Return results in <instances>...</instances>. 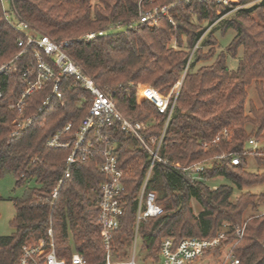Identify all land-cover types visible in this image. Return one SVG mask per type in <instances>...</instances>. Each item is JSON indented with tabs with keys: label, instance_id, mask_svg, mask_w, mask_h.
<instances>
[{
	"label": "trees",
	"instance_id": "1",
	"mask_svg": "<svg viewBox=\"0 0 264 264\" xmlns=\"http://www.w3.org/2000/svg\"><path fill=\"white\" fill-rule=\"evenodd\" d=\"M171 2H176L171 10L176 25L162 18L154 28L141 24L136 29L83 39L87 33L106 31L115 25L127 28L138 19L140 7L148 9ZM10 7L15 18L27 22L35 32L58 43L66 41V52L111 95L127 119L149 123L144 132L146 138L162 134L166 115L160 114L149 101L140 103V88L149 83L167 93L188 66L164 132L162 160L155 163L148 182V189L156 191L157 203L164 207V213L140 221L139 259L159 261L160 245L166 237L176 243L187 237L211 238L227 222L226 240L213 252L217 255L224 246L231 245L239 264H264V193L244 190L264 184V151L246 149L252 136L264 139V0L249 9L237 10L229 18L221 16L234 4L221 5L218 13L217 0H11ZM229 28L235 30V35L214 62L189 71L190 66L216 54L215 32L224 33ZM19 37L0 0V66L8 64L0 74V177L11 172L17 186L29 179L39 184L23 198L12 199L13 232L0 236V264H14L24 244L47 236L50 223L61 257H70L75 248L90 264H102L105 254L99 195L106 179L100 169L104 144L92 133L89 137L94 144L93 153L73 164L70 175L59 185L74 147L72 136L90 107L91 95L68 75L60 82L61 97H57L51 80L43 89L33 90L24 98L22 119H31V123L13 134L14 122L20 116L16 104L27 88V80L34 81L37 73L34 52L28 49L20 54L23 48L18 45ZM205 46L209 47L207 53L202 51ZM240 48L243 55L238 67L232 70L226 62L227 54L236 56ZM46 60L53 62L51 58ZM26 70L29 73L25 77ZM252 83L260 106L249 100L247 87ZM48 97L49 102L44 105ZM68 123L73 125L72 134L68 135L72 144L65 149L49 147L47 140ZM249 125L253 129H248ZM224 129L230 133L228 138L209 149L203 148V142ZM109 135L124 170L125 186L114 251L127 259L136 235L137 194L146 178L150 156L119 126L110 128ZM224 154L227 156L219 158ZM250 154L257 171L248 169ZM232 156L240 158L238 165L232 163ZM195 163L207 165L202 172L204 180H193L184 171ZM218 177L230 183L215 187L207 183ZM56 189L58 194L53 197ZM235 189L241 192L232 198ZM192 200L200 205L199 213L194 212ZM248 210L252 213L246 216ZM240 229L244 230L242 237L237 234Z\"/></svg>",
	"mask_w": 264,
	"mask_h": 264
},
{
	"label": "built area",
	"instance_id": "2",
	"mask_svg": "<svg viewBox=\"0 0 264 264\" xmlns=\"http://www.w3.org/2000/svg\"><path fill=\"white\" fill-rule=\"evenodd\" d=\"M9 2V8L4 7V2ZM191 0H186L189 2ZM203 1V0H200ZM232 0H217L219 6L228 4ZM11 0H1L3 10L6 17L14 30L20 33L18 38V45L22 47V53L28 49H32L36 58V78L34 81L27 80V88L22 94V98L17 102V107L20 116L15 120L16 134L25 126L31 123L30 120L22 119L24 98L33 90H41L49 81H53V94L61 97L59 84L65 76L74 77L75 81L91 95V103L87 113L81 119L78 129L73 134L74 147L67 158V165L64 171V176L60 180L61 185L63 179L70 175L71 166L78 160H86L89 155L93 153L94 144L89 137L92 133L93 137L99 139L103 143L101 153L104 160L100 165V169L105 173L106 179L102 182L99 195V222L102 228L101 239L105 254V261L102 264H192L205 257L208 252L213 250L226 240V231L221 230L216 236L211 238L187 237L179 242H175L173 238L166 237L162 240L160 245V260L159 261H142L138 257V225L142 219L149 217H156L164 213V207L157 203V193L154 190L148 189V182L152 174L153 167L157 161H161L160 156L161 147L165 129L173 115L178 91L172 96L160 93L151 85L143 86L140 89L141 101H149L155 105L160 114L166 115L164 129L159 136H149L146 138L145 131L149 128V123L145 121H131L127 119L117 108L111 95L103 91L96 81L70 57L64 49L66 41L58 43L49 36L40 34L32 30L30 25L25 21H20L15 18L13 13L9 10ZM176 2H171L165 5H159L152 8L140 7L138 19L133 21L126 29H136L141 24H147L154 28L162 18H167L172 25H176V20L171 10ZM223 16H221L222 18ZM219 20V19H218ZM217 20V21H218ZM216 21V22H217ZM213 23L212 25L216 24ZM122 28V27H120ZM108 34L106 31H92L87 33L83 39L93 40L96 37ZM199 40V43L201 42ZM199 43L195 46L193 52L199 47ZM190 57V61L193 56ZM46 58L53 61L52 64ZM8 64L0 66V74L5 72ZM188 68V66H187ZM186 68V70H187ZM185 70V72H186ZM29 70H26L24 76L26 77ZM28 79V78H26ZM50 97L44 101V105L49 102ZM44 106L40 108L42 110ZM119 126L122 130L132 135L141 146H143L149 153L150 165L146 174V178L137 194V214H136V235L133 241L129 258H119L115 253L114 236L118 229L123 215V198L125 192L124 186V170L120 167L119 160L115 154L114 147L110 143L109 129ZM72 123L58 130L53 136L47 140V145L53 148L65 149L72 144V139L68 137L72 134ZM230 133L228 129L218 132L211 140L203 142L204 149H209L212 145H218L223 138H228ZM248 145L251 150H257L256 141L254 138L248 140ZM227 154L219 156V158L226 157ZM232 163L238 165L240 158L232 156ZM178 166V164H177ZM205 163H195L189 167H185L184 171L188 172L189 177L193 180H204L202 172L206 168ZM264 172V165L261 167ZM59 188V187H58ZM58 189H56L52 196L56 197ZM239 237L243 236V230H238ZM226 263L239 264V259L235 254L229 250L226 255ZM14 264H90L84 256L76 252L72 248L70 257H61L55 247L53 240V230L50 226L47 230V236L41 238L39 241L32 244H24L21 249V254Z\"/></svg>",
	"mask_w": 264,
	"mask_h": 264
},
{
	"label": "rangeland",
	"instance_id": "3",
	"mask_svg": "<svg viewBox=\"0 0 264 264\" xmlns=\"http://www.w3.org/2000/svg\"><path fill=\"white\" fill-rule=\"evenodd\" d=\"M261 1L262 0H245L244 2H241V0H232L229 3H233L234 8L222 16L227 17V18L232 17L237 10H239L241 8L249 9V8L259 4ZM228 4H224V5H228ZM4 7L9 8V2L5 1ZM220 8L221 7L219 6L218 13L221 12ZM120 27H122V26L121 25H115L114 27H111L110 29H108L107 33H112V32H116V31H120V30L125 29L124 27H122V28H120ZM213 27H215V25H211L208 27V29L202 35L203 39H206V37L209 34V31ZM234 35H235V30L233 28L227 29L224 33L219 31V30L216 31L215 37H216L218 43H216L215 46L213 47V49L216 50V54L208 60H202V61L196 63L194 67L192 66L193 68L190 66L189 67L190 69H188V70L189 71H196L202 65H209L212 62H214L217 54L227 48V46L231 43ZM203 39H201V41ZM200 44H201V42L199 43V45ZM173 45H176V43L174 42ZM202 49H203L202 50L203 53H207L209 51L208 46H205ZM242 55H243V51L241 48L239 49L236 56H233L231 54H227L226 62H227L228 67L232 70L236 69L238 67V63H239V60L241 59ZM192 60H193V57H192ZM185 74H186V72L184 71L182 73L181 77L179 78V80L175 83V85L170 89L169 92H167V93H163L160 91L159 92L163 93L164 95H169L173 91L172 96H174L177 91L178 92L180 91V87L182 85ZM146 85H150V84L149 83L143 84V86H146ZM247 91L249 94V100L253 101L257 106H260V102H259V99L257 96V90H256L255 85L253 83L247 87ZM141 102H143V101H141V99H140V103ZM247 108H248V106H247ZM248 129H253V126L249 125ZM252 138H254L256 141V145H257L256 148L264 151V139L260 141V140H257L255 138V136H252ZM246 149L249 150L250 146L247 145ZM247 160H248V169H250L251 171H257L258 167H257V164H256L252 154H250L247 157ZM207 183L211 187H215V186H218L219 184H222V183H230V181L226 178L218 177L216 179L208 180ZM38 186H39V184L36 182L35 179H29L24 184L17 186L16 178L13 175V173H11V172H5L3 174V176L0 177V196H1V198H0V236L10 235L13 232V227L11 225V222L15 216V208H14L12 199L13 198H23L28 193V191L30 189L38 187ZM244 190L251 191L253 193H264V184L248 187V188H245ZM240 192H241L240 190L235 189L232 198H236L237 196H239ZM191 204H192V207L194 209V212L199 213V211L201 210L200 205L195 200H192ZM262 207L263 206H261V208ZM250 213H252V212L248 210L246 212V216H248ZM50 226H51V223H50ZM228 227H229V223L224 222L223 225L221 226V229L227 230ZM139 248H140V245L137 247L138 252L140 251ZM128 250H130V247L128 248ZM229 250H231V245H226L219 251V254L216 255L215 252L209 253V254L205 255V257L203 259L198 260L192 264H229V263H226V261H225L226 255L229 253ZM130 252H131V250L128 251V254ZM141 255L144 256V253L142 252ZM119 258H121V257H119Z\"/></svg>",
	"mask_w": 264,
	"mask_h": 264
}]
</instances>
